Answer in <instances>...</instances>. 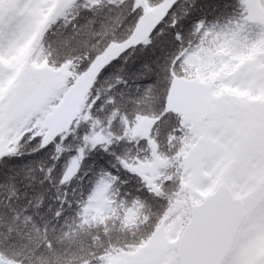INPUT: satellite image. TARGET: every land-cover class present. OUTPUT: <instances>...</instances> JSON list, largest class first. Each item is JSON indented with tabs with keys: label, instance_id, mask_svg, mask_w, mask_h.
<instances>
[{
	"label": "snow or ice",
	"instance_id": "obj_1",
	"mask_svg": "<svg viewBox=\"0 0 264 264\" xmlns=\"http://www.w3.org/2000/svg\"><path fill=\"white\" fill-rule=\"evenodd\" d=\"M204 7L0 0V244L27 243L22 264H264V103L235 94L264 96V16L249 0ZM81 78L82 106L50 128Z\"/></svg>",
	"mask_w": 264,
	"mask_h": 264
},
{
	"label": "rangeland",
	"instance_id": "obj_2",
	"mask_svg": "<svg viewBox=\"0 0 264 264\" xmlns=\"http://www.w3.org/2000/svg\"><path fill=\"white\" fill-rule=\"evenodd\" d=\"M256 5V6H255ZM251 11L253 14L256 16H264V7L258 2V5L256 4V1L253 2ZM155 12V9H148L147 13L144 15V17L141 20L140 24V29H143L147 27L148 25L151 24L153 13ZM38 81H41V88H46L54 84V80L50 77L44 76L41 77ZM38 81L35 83V87L37 89H41L38 87ZM89 83L87 81H82L78 85V87H73L70 91L65 92V97L63 101L60 102V104L57 107H52L50 111L48 112V117H47V124L50 128L55 129L57 128L65 119L66 115L69 112H76L79 107H81V101H82V95L81 93L84 91L86 87H88ZM238 96L241 97H247L250 101L251 104H255L256 102H262L264 103V96H252L249 94V92H238L235 93ZM179 102L181 103H190L189 98L184 97L182 98ZM248 119L245 120V119ZM249 121H251L250 125H246ZM259 123L256 119V113L254 110H250L240 121V124L237 128V134L242 137L243 143L247 146H251L255 143L257 137H258V130H259ZM246 130L254 132V135L248 137L244 135V132ZM244 135V138L243 136ZM161 253L159 250H155L153 255L159 256ZM115 261V258H113ZM112 261V264H125V261L121 259H117L115 262ZM0 264H16V263H11L9 260H3L2 257L0 256Z\"/></svg>",
	"mask_w": 264,
	"mask_h": 264
},
{
	"label": "trees",
	"instance_id": "obj_3",
	"mask_svg": "<svg viewBox=\"0 0 264 264\" xmlns=\"http://www.w3.org/2000/svg\"><path fill=\"white\" fill-rule=\"evenodd\" d=\"M256 1V4L258 5V2L264 7V0H249V5L252 8L253 2ZM203 3L205 5L204 7V13L207 14L209 19H212L215 15L218 14V9L215 7L216 4L218 3H226L228 5H231L234 3V0H203ZM256 6V5H255ZM150 9L149 7L146 6L145 8V14L147 13V10ZM226 11L230 12L231 8L229 7ZM87 81V78H81L78 80L77 84L73 85L71 88L68 89L70 91L74 86L78 87L80 82L82 81ZM38 87L41 88V81H38ZM90 84L88 85V87ZM65 97V93L63 97L61 98L60 102L63 101ZM60 104V103H59ZM59 104H54L52 107H57ZM82 106V103H81ZM50 114V113H49ZM47 113V117L49 115ZM144 127L142 126L140 129L136 130V135H141L144 132ZM103 188L101 187V190L97 193L98 200L103 199ZM22 195V194H21ZM11 196L10 191H4L0 192V201H2L4 204L8 203V199ZM13 203H15V200H13ZM132 231H135V229H131L129 234L127 235V240L131 242L133 240V236L130 234ZM20 235L25 239L29 240L30 235L26 231H22ZM71 236V234H69ZM92 233H85L83 236L77 234L75 237L70 238V239H65L63 241L65 248L70 250L73 246L76 245H81L83 247H87V244L91 240ZM124 239L123 237L117 238V235L114 233V243L120 244L123 243ZM31 250L27 248V243H20L19 239L14 235L13 237V242L9 244H0V256L2 257L3 260H9L11 263H16V264H22V260H24L25 256L27 253H29ZM117 255H114L113 257H116ZM112 257V258H113Z\"/></svg>",
	"mask_w": 264,
	"mask_h": 264
}]
</instances>
